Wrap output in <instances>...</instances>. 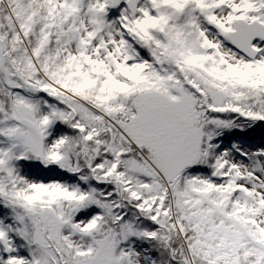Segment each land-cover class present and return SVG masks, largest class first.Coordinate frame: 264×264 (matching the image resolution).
Segmentation results:
<instances>
[{"label": "snow or ice", "instance_id": "snow-or-ice-1", "mask_svg": "<svg viewBox=\"0 0 264 264\" xmlns=\"http://www.w3.org/2000/svg\"><path fill=\"white\" fill-rule=\"evenodd\" d=\"M0 264H264V0H0Z\"/></svg>", "mask_w": 264, "mask_h": 264}]
</instances>
